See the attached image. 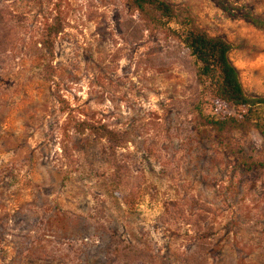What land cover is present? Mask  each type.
I'll list each match as a JSON object with an SVG mask.
<instances>
[{"label": "rangeland", "instance_id": "obj_1", "mask_svg": "<svg viewBox=\"0 0 264 264\" xmlns=\"http://www.w3.org/2000/svg\"><path fill=\"white\" fill-rule=\"evenodd\" d=\"M166 1L229 40L245 92L264 94V28L230 6L264 19V0ZM0 7L16 30L0 49V264H140L130 247L154 264H264V169L244 171L196 126L190 58L174 39L142 30L126 0ZM56 15L65 28L48 54L37 39ZM79 120L115 129L119 144L75 132ZM232 138L264 158L255 129Z\"/></svg>", "mask_w": 264, "mask_h": 264}, {"label": "trees", "instance_id": "obj_2", "mask_svg": "<svg viewBox=\"0 0 264 264\" xmlns=\"http://www.w3.org/2000/svg\"><path fill=\"white\" fill-rule=\"evenodd\" d=\"M128 10L137 14L142 30L149 34L162 30L174 39L190 58L193 77L197 88L196 101L192 105L196 126L213 131L215 138L228 142L230 153L244 171L264 169V158L246 159L244 148L235 143L233 133H247L255 129L264 141V94L248 95L240 81L229 53L232 43L222 36L211 35L197 25L187 6L166 0H126ZM232 9L257 28H264V19L255 16L245 5L231 4ZM65 28L59 16H54L45 26L37 43L48 54L53 53L56 37ZM16 30L10 25V12L0 7V49L7 51L14 44ZM71 128L78 133L87 130L94 136L104 138L117 145L119 133L101 123L79 120ZM114 149V145L112 146ZM63 155L69 164H74L69 145L63 144ZM123 170L116 167L114 179L123 182ZM140 264H154L153 255L140 247H130ZM186 264H207L204 256L190 255Z\"/></svg>", "mask_w": 264, "mask_h": 264}]
</instances>
